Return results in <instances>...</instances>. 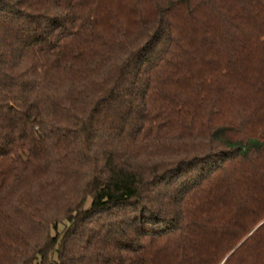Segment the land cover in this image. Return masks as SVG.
I'll use <instances>...</instances> for the list:
<instances>
[{
	"label": "trees",
	"instance_id": "trees-1",
	"mask_svg": "<svg viewBox=\"0 0 264 264\" xmlns=\"http://www.w3.org/2000/svg\"><path fill=\"white\" fill-rule=\"evenodd\" d=\"M0 264H264V0H0Z\"/></svg>",
	"mask_w": 264,
	"mask_h": 264
}]
</instances>
